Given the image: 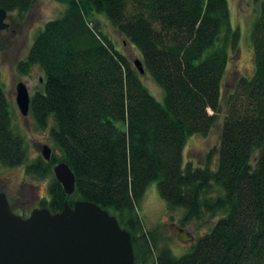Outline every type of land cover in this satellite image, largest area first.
Instances as JSON below:
<instances>
[{
	"label": "trees",
	"instance_id": "1",
	"mask_svg": "<svg viewBox=\"0 0 264 264\" xmlns=\"http://www.w3.org/2000/svg\"><path fill=\"white\" fill-rule=\"evenodd\" d=\"M60 1L63 14L42 25L17 70L26 75L37 65L43 71L30 111L41 126L53 118L51 139L62 158L51 156L45 167L26 161L0 76V163L43 176L67 162L73 193L53 177L50 200L40 207L58 212L76 196L107 209L130 233L135 264H147L155 244L139 211L151 181L168 206L182 208V225L217 217L190 251L177 257L163 246L154 264H264V0L249 35L253 72L225 94L222 78L240 39L228 0ZM34 2L0 0V7L22 21ZM97 15L139 50L145 72L163 90L161 101L101 30ZM221 101L216 164L209 156L203 165L183 164L186 141L208 134Z\"/></svg>",
	"mask_w": 264,
	"mask_h": 264
},
{
	"label": "rangeland",
	"instance_id": "2",
	"mask_svg": "<svg viewBox=\"0 0 264 264\" xmlns=\"http://www.w3.org/2000/svg\"><path fill=\"white\" fill-rule=\"evenodd\" d=\"M260 0H228L230 6L231 23L240 30L238 50L230 57L227 70L223 79L222 92L225 94L233 88L240 75L249 77L253 72V49L250 41V31L253 20L258 13ZM60 0H35L33 7L25 15L22 21L7 16L8 27L0 32V76L6 96L13 113L12 127L14 131L22 135L26 149V161H40L45 167L49 163L42 155V146L47 144L51 147V156L56 160L62 158V152L53 139L51 129L54 127L52 117L47 118L46 124L41 126L34 119L30 109L23 115L15 101V86L17 82L23 81L27 86L29 95L43 89L44 73L39 66L34 65L29 73L22 74L17 70V63L23 59L31 46L37 32L43 28L42 25L49 20L63 14L66 7ZM101 30L108 35L132 65L133 60L141 55L134 44L126 40L112 24L103 16L97 15ZM142 83L149 89L156 99H163V90L155 83L148 72L141 76ZM224 102L221 101V108L217 119L207 135L192 134L186 141L183 153V164L187 161L194 165H203L207 156L210 158V165L214 166L218 159L220 145V133L222 119L225 113ZM211 111V110H210ZM51 158V157H50ZM60 162V161H59ZM57 163V162H56ZM55 163V164H56ZM54 165V164H53ZM50 167L48 168V170ZM54 173L49 171L43 176L25 172L23 164L6 166L0 163V191L5 192L11 206L16 213L27 215L35 207L47 205L50 200V185ZM140 216L142 218V229L148 234H153L155 244L151 247L150 257L147 264H154L158 248L168 247L174 256H181L191 250L192 244L197 237L207 232L215 223L217 217L208 220H193L187 224H181L183 214L182 208H171L160 196L157 182L151 181L146 185ZM71 195V194H70ZM77 199L72 196V200ZM176 225L187 230L193 235V241H180L174 230L168 225ZM155 256V258H154ZM143 264V263H136Z\"/></svg>",
	"mask_w": 264,
	"mask_h": 264
},
{
	"label": "water",
	"instance_id": "3",
	"mask_svg": "<svg viewBox=\"0 0 264 264\" xmlns=\"http://www.w3.org/2000/svg\"><path fill=\"white\" fill-rule=\"evenodd\" d=\"M7 12L0 7V32L8 27ZM134 66L145 72L139 58ZM15 101L23 115L30 109V95L23 81L15 86ZM46 160L51 147L42 146ZM67 195L75 189V175L65 161L51 169ZM5 192L0 191V264H134L130 233L117 218L95 202L68 200L58 212L35 207L24 217L14 212ZM175 236L183 242L194 237L184 228L171 223Z\"/></svg>",
	"mask_w": 264,
	"mask_h": 264
},
{
	"label": "flooded vegetation",
	"instance_id": "4",
	"mask_svg": "<svg viewBox=\"0 0 264 264\" xmlns=\"http://www.w3.org/2000/svg\"><path fill=\"white\" fill-rule=\"evenodd\" d=\"M11 205V204H10ZM12 207V209L14 210V207L13 206H11ZM15 211V210H14ZM28 215V214H27Z\"/></svg>",
	"mask_w": 264,
	"mask_h": 264
}]
</instances>
